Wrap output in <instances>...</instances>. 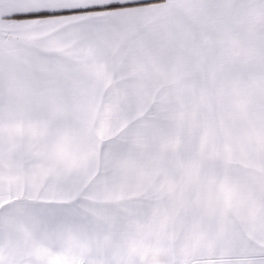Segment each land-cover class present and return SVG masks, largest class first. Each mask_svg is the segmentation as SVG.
Returning a JSON list of instances; mask_svg holds the SVG:
<instances>
[{"label":"snow or ice","instance_id":"6c2138e0","mask_svg":"<svg viewBox=\"0 0 264 264\" xmlns=\"http://www.w3.org/2000/svg\"><path fill=\"white\" fill-rule=\"evenodd\" d=\"M0 264H264V0H0Z\"/></svg>","mask_w":264,"mask_h":264}]
</instances>
